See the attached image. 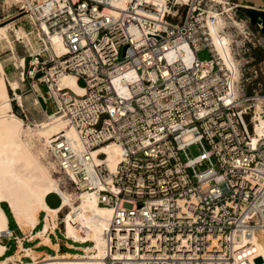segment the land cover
<instances>
[{
    "label": "built area",
    "instance_id": "obj_1",
    "mask_svg": "<svg viewBox=\"0 0 264 264\" xmlns=\"http://www.w3.org/2000/svg\"><path fill=\"white\" fill-rule=\"evenodd\" d=\"M61 2L38 4L28 21L33 46L19 41L29 52L22 74L33 89L46 88L47 97L34 90L67 123L48 149L69 189L112 211L105 264H264V137L256 133L264 96H248L246 66L229 69L216 50L212 1L167 0L164 11L148 0L125 9L111 0ZM42 25L62 37L65 55L48 50ZM246 40V54L261 46ZM202 50L210 60L199 59ZM65 74L82 95L58 86ZM111 144L121 150L113 169L108 154L94 156ZM65 210L78 227L79 211Z\"/></svg>",
    "mask_w": 264,
    "mask_h": 264
},
{
    "label": "bare ground",
    "instance_id": "obj_2",
    "mask_svg": "<svg viewBox=\"0 0 264 264\" xmlns=\"http://www.w3.org/2000/svg\"><path fill=\"white\" fill-rule=\"evenodd\" d=\"M47 1H57L62 4V0H6L9 5H19L20 7L32 10V20L36 19L35 10L38 4ZM111 1L113 7L122 9H125L129 2V0ZM148 1L157 5L160 11H164L167 0ZM212 2L223 6V12L221 13L208 12L207 22L213 43L224 64L233 71L237 70L238 63L232 52L234 39L230 34L225 32L227 25L225 16L228 14L229 17H232L231 12L240 6L246 8L264 7L263 1L238 0V4H235L234 7L227 0H212ZM106 11L112 14L117 12L111 8H107ZM235 24L240 26L237 22ZM42 26L48 34V41H46L49 44L48 50H51L58 57L65 55L67 47L62 37L57 33H49L47 27L45 25ZM10 29L11 27L7 25H4V28L0 29V37H4V40L9 44H11L9 38ZM14 31L18 40L22 42L27 41L25 42L27 44L31 43L30 37L24 30L18 31L14 29ZM31 45L33 46V44ZM19 65L25 68V60H21ZM23 77L25 78V76ZM58 86L61 89L69 88L78 95L84 93L77 83L76 77L72 74L63 75ZM19 88L20 84L18 82L11 81L9 84L6 81L5 71L0 61V239L4 234L13 235L8 226V217L2 207L3 203L8 205L17 225L24 233H31L33 230H36L40 223L41 212L45 213L42 229L37 233H32L30 238L33 240L36 237H41L42 244L48 246H52L48 233H54L60 227V214L66 208H70L73 211H79V226L74 227L70 223L73 216L67 211L65 213L66 237L73 239L75 241L73 244L90 243V246L78 248L68 243L72 249L78 248L82 253L72 254L69 252L41 257L42 254L35 253L36 250L34 251V249H26L20 242L16 255L11 254L12 256L5 259L2 263L7 264L11 262L12 264H18V261L21 262L24 256V258L30 257L32 259V263L26 264H105L106 242L104 234L108 229L112 211L107 207L99 205L95 195L90 193L76 195L74 192L64 191L61 188L60 181L54 177L52 172L53 170L57 172L59 170L56 163L49 162L48 156L50 152L48 146L55 135L66 130L67 123L58 116L49 115L50 119L42 122H33L31 120L27 122L15 115L13 100L18 101L20 105L22 104V96L17 93ZM10 91H13L14 97L10 95ZM36 102L38 103V100ZM261 110L259 107L258 112H261ZM257 119L259 123L256 127V133L264 137V118L258 116ZM254 140L256 142V139ZM35 148H38V150ZM99 153L108 154V163L110 168L113 169L118 162L121 150L117 145L111 144L102 147L94 156ZM42 158L46 159L48 165L42 161ZM59 174L61 173L59 172ZM54 194H58L63 198L62 203L56 208L50 207L47 203V198ZM53 247L55 250L58 249V246L54 245ZM6 251L7 247L0 240V257L4 256ZM22 252H24L23 256L21 255ZM40 257L42 260H40Z\"/></svg>",
    "mask_w": 264,
    "mask_h": 264
},
{
    "label": "rangeland",
    "instance_id": "obj_3",
    "mask_svg": "<svg viewBox=\"0 0 264 264\" xmlns=\"http://www.w3.org/2000/svg\"><path fill=\"white\" fill-rule=\"evenodd\" d=\"M227 1L231 5H233V7L235 4H238L237 3L238 0H227ZM207 3L209 6H215L217 8V9H215V7H213L210 9L208 7L207 8L208 12H210V11L219 12V13L223 12V6L222 5L214 4L212 2H207ZM231 14H232V17L231 16L229 17L228 14H226V16H225V20L227 21L225 32L230 34L233 37L234 43L238 42L237 45L234 43L232 44V52H233V56H234L235 60L238 63V66H239L240 62L246 66L245 77L248 79V82L246 83L247 84L246 89H247V93L252 94V95L248 94V96H255V95L264 96V74L262 71V69L264 67V35L260 32V34L263 36V41H261L260 37L257 34V29L250 26V29L246 30L244 23L241 22L240 20L241 19L247 20V18L241 12L236 11V13H235V11L233 10L231 12ZM1 17H4V19L5 18L10 19V20L19 19L18 24H19V26H22V24H25L27 21H30V19L32 18V15L26 14V13H24V11H21V7L19 5H17V6L13 5L12 6V5H9L6 2V0H0V18ZM234 21L237 22L238 24H240V26L235 24ZM241 27H242V29H241ZM247 32H249V33H247ZM235 35H236V37H235ZM33 36H35V35H33ZM247 36H248V38H250V40L252 42L256 41V37L259 38L261 46H258L256 48L252 47L250 52H248L246 54L245 50H243L240 46H241V43H243L244 41H246L245 43L247 44V47H248V45H250L249 40H246ZM235 38H237L238 41ZM14 40H16L15 37H14ZM240 41H243V42H240ZM19 45L21 46V44H19ZM234 49L236 50L237 54H239V56L237 58L234 55ZM198 57L201 61H207V60L211 59V55L207 50L200 51L198 53ZM248 62L250 64H247ZM79 86H81V85L79 84ZM40 87H41V89H43L42 91L45 92L46 88L43 85H40ZM45 97H47V96L45 95ZM40 101H41V107H39L38 109H34V112H33V115H35L37 118H43V116H44L43 110H45V109H47L49 112L55 111V107H54L53 103L50 102L49 104H46L42 100H40ZM13 106H14V114L23 118V116L21 114V110H20L19 106H17V102H13ZM36 147H37V145H36ZM35 149L38 150V148H35ZM48 154H49V152H48ZM190 155L192 157H196V156L200 155V152L196 146L191 148ZM48 158H49L50 163H55L53 161V159L51 158L50 154H49ZM42 161L46 165H48V162L46 161V159L42 158ZM52 172H53L54 177L60 181L61 188L64 191H68V192L73 193V191L69 189L70 186H69V183H68L66 177L59 174V171L57 172V171L53 170ZM47 203L49 204L50 207L56 208L60 205V199L56 196V194H54L48 198ZM7 207H8V205H7ZM66 212H67L66 210L64 212H62V214L60 215V219H59V220L63 219L64 226L60 227L63 230V233H65V213ZM40 216H41V221H43V219L45 217V213L41 212ZM40 229H42V225H41V227H39V230ZM58 235L62 236L61 232H58ZM15 236H16L15 233H13L12 236H9L8 234H4L2 236V238L0 239L1 243L4 245L11 246L12 248L15 245L16 246L20 245L19 241L15 238ZM88 245L90 246L89 243L82 245V246H88ZM18 249H19V247H16L15 250L17 251ZM80 253H82V252H80ZM18 264H20V262H18ZM21 264H23V263H21Z\"/></svg>",
    "mask_w": 264,
    "mask_h": 264
},
{
    "label": "crops",
    "instance_id": "obj_4",
    "mask_svg": "<svg viewBox=\"0 0 264 264\" xmlns=\"http://www.w3.org/2000/svg\"><path fill=\"white\" fill-rule=\"evenodd\" d=\"M18 22H19V19L10 20V19H6V18L4 19V17L0 18V29L4 28V25H7L9 27L12 26L11 29L9 30V38L11 40V44H9L6 40H4V37L3 38L0 37V61L3 65V69L5 71L6 81L9 84L11 81L12 82H18L20 84V88L18 89L17 93H19V94L21 93L20 95L22 96V104L20 105L18 103V101H16V100H13V102H17V106H22L23 111L25 112V114L28 116L29 119H34L37 122H42V121H45L46 116L51 115L52 112H49L47 110V112L45 114L44 110H43V113H44L43 118H37L35 115H33L34 109H38L39 107H41V101H40L37 93L35 92V90L40 92L41 95H45L46 90H45V92H43L42 91L43 89H41L40 85H35V84H34V89H35L34 90L31 87V82L29 80L24 81V77L22 74L23 73L22 72V66H20L19 63L21 60L24 59L26 62L25 67L28 66L29 52L27 49H25L24 45L19 42L20 40L17 39L16 32L14 31V29L18 30V31L24 30L27 34H29V33L33 32V28L29 25L28 21L25 24H22V26H19ZM14 37L16 38V40H14ZM25 42H27V41H25ZM19 44H21L22 47ZM30 44H33L32 39H31ZM10 95L14 97L13 91H10ZM34 100H36V101L38 100V103L36 102L38 104V106H34V103H33ZM13 109H14V106H13ZM43 224L44 223H43V221H41V216H40V223L38 224L36 230H33L31 233H24L19 228L16 221L10 224V220L8 218V226H9L10 230L16 234L15 238L17 240H19V244L21 242L22 246L25 247L26 249H34V251L36 250L35 253L38 252V253L42 254L41 257H43L45 255L53 256L56 254H64V253H69V252L72 254L82 252L80 249H78L81 247V245L73 244L71 241H66L62 234H61L62 236L58 235L59 231H54V233H48V236L51 240L52 246L42 244V242H41L42 238L41 237L40 238L36 237L33 240H31V238H30L31 234L37 233L38 231H40L41 229L39 230V227H41V225L43 227ZM40 242H41V244H40ZM68 243L72 244L73 246H76L78 248H74L75 249L74 250V249H72V247L69 246ZM54 245L58 246V249L55 250V248L53 247ZM5 246L7 247V251L5 252L4 256L0 257V262H1L0 264H3L2 262L5 259H7L8 257H10L12 255H16V253L18 252L15 249H16V247H19V245L18 246L15 245V246H13V248L11 246H8V245H5ZM82 247H84V246H82ZM22 254H24V252H22L21 255ZM41 257H40V260H41ZM18 262H20V261H18ZM20 263H23V264L32 263V259L30 257L24 258V256H23ZM7 264H12V263L9 262Z\"/></svg>",
    "mask_w": 264,
    "mask_h": 264
},
{
    "label": "water",
    "instance_id": "obj_5",
    "mask_svg": "<svg viewBox=\"0 0 264 264\" xmlns=\"http://www.w3.org/2000/svg\"><path fill=\"white\" fill-rule=\"evenodd\" d=\"M263 4H264V0ZM237 12H241L249 21L251 27L259 30L264 35V7L260 8H246L237 7ZM263 260L261 258L256 260V264H262Z\"/></svg>",
    "mask_w": 264,
    "mask_h": 264
},
{
    "label": "trees",
    "instance_id": "obj_6",
    "mask_svg": "<svg viewBox=\"0 0 264 264\" xmlns=\"http://www.w3.org/2000/svg\"><path fill=\"white\" fill-rule=\"evenodd\" d=\"M48 198H49V197H48ZM48 198H47V200H48ZM48 205H49V204H48ZM2 207H3V209H4L5 213H6V215L8 216V218H9V220H10V224L13 223V222H15V219H14V217H13V215H12L10 209L7 207V205H6L5 203H3V204H2ZM12 228H13V227H12ZM12 228H11V229H12ZM12 230H13V229H12Z\"/></svg>",
    "mask_w": 264,
    "mask_h": 264
}]
</instances>
